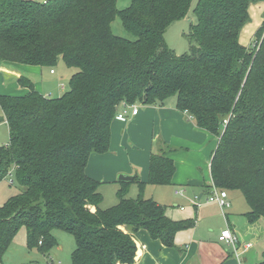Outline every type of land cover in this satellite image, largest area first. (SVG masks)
Instances as JSON below:
<instances>
[{
	"label": "trees",
	"instance_id": "16d2710c",
	"mask_svg": "<svg viewBox=\"0 0 264 264\" xmlns=\"http://www.w3.org/2000/svg\"><path fill=\"white\" fill-rule=\"evenodd\" d=\"M263 2L199 0L191 52L176 56L164 35L192 0H131L123 10L118 0H0V63L54 68L63 61L79 70L59 98L45 97L26 78L19 79L26 95H0L10 131L0 147V183L13 178L23 189L0 207V263L22 227L29 249L42 254L61 230L76 242L72 264H133L140 230L173 247L177 233L194 226L171 220L143 196L147 185L173 184L175 149L164 142L151 157L148 182L135 180L138 197L127 198L122 185L119 203L101 208V183L86 168L92 155L109 151L123 104L175 97L177 110L218 139L213 184L243 194L250 222L264 218V23L257 49L240 41L250 6ZM117 17L134 41L113 33Z\"/></svg>",
	"mask_w": 264,
	"mask_h": 264
},
{
	"label": "crops",
	"instance_id": "0c3cea01",
	"mask_svg": "<svg viewBox=\"0 0 264 264\" xmlns=\"http://www.w3.org/2000/svg\"><path fill=\"white\" fill-rule=\"evenodd\" d=\"M43 69L47 67L0 63V95H26L30 90L19 85V79L26 78L36 91L52 98L45 93L44 86L42 89L45 81L41 77L46 75ZM52 71L50 75L55 74ZM60 89L58 94L63 95L65 86H60ZM136 107L137 115L129 109V118H116L112 122L109 151L92 155L86 172L101 183L99 191L107 182L117 186V193L122 185H128L127 198H135L138 186L135 180L148 182L151 157L164 142L175 149L170 158L174 161L176 173L173 184L167 187L169 190L156 188L160 191L161 200L156 197L153 200L166 208V215L171 220H191L194 226L178 232L173 247H166L161 241L152 239L147 231L140 230L134 236L138 252L133 264H259L264 257V218L250 222L247 217L250 207L237 191L226 190L231 207L225 212L217 204L206 202L213 184L211 162L218 139L199 129L188 114L177 110L175 97L162 105L141 104ZM1 118H5L4 115ZM135 174L138 177L132 182L117 179L120 175ZM178 194L183 196L184 202L174 201ZM197 200L200 206L194 204ZM101 208H104L103 203ZM226 228L239 238L240 260L232 248L218 240ZM249 244L251 247H247Z\"/></svg>",
	"mask_w": 264,
	"mask_h": 264
},
{
	"label": "rangeland",
	"instance_id": "374dc122",
	"mask_svg": "<svg viewBox=\"0 0 264 264\" xmlns=\"http://www.w3.org/2000/svg\"><path fill=\"white\" fill-rule=\"evenodd\" d=\"M43 2L44 0H30ZM48 1V0H47ZM199 0H192L191 8L187 16L181 20H177L171 24L170 27L165 32L164 39L169 50L176 56H183L191 52V27L196 24L197 18L194 14V9L197 6ZM131 0H118L117 8L123 10L130 6ZM264 2L252 4L249 8L250 21L244 27L241 33V44L248 48H256L255 32L264 23ZM112 31L115 35L134 41L135 37L125 31L122 25L121 18L117 17L112 24ZM51 70L55 74L50 75ZM79 70L76 68H70L65 65L63 61H60L57 66L51 69H43V73L46 74L45 77H41L45 84L44 91L47 95H52V98L58 97L62 94H58L60 86H65V93L70 90V79L73 74L77 73ZM6 87V85H4ZM17 86V85H16ZM17 88V87H16ZM59 90H58V89ZM18 89V88H17ZM18 91V90H17ZM53 91V92H52ZM64 94V92H63ZM13 95L21 96L18 93ZM136 105H141V103H136ZM134 105V106H136ZM132 110L131 108H129ZM128 108L126 111V118L130 116V110ZM130 111V112H129ZM4 113L0 106V119L3 117ZM10 141V131L7 122L0 123V147L7 146ZM118 179V178H117ZM116 179V180H117ZM13 181V182H12ZM138 184V183H137ZM117 186L111 185V182L103 184L101 190L99 191L104 197L103 206L104 209L115 206L119 203ZM160 187L162 189H160ZM168 186H145L143 191V196L148 199H160V191L169 190ZM135 198L139 195V186H136ZM160 191L158 192L157 189ZM158 189V190H159ZM23 189L20 185L14 181L13 178H9L0 183V207L3 206L10 198L21 193ZM245 202V198L240 191H237ZM236 194V193H235ZM132 195V193H131ZM176 195V194H175ZM179 196V197H178ZM129 198V197H128ZM130 198V199H135ZM183 196L179 194L174 198V201H183ZM184 202V201H183ZM228 210V209H227ZM53 236L57 241V245L51 249L47 254H42L37 248L29 249L27 242V231L26 228L22 227L17 233L11 247L5 252L2 262L0 264H50L51 261L54 264H72V254L76 248V242L72 235L61 231H53ZM264 260V257H263ZM261 258V262L263 261ZM259 262V263H261Z\"/></svg>",
	"mask_w": 264,
	"mask_h": 264
},
{
	"label": "built area",
	"instance_id": "2783aa9c",
	"mask_svg": "<svg viewBox=\"0 0 264 264\" xmlns=\"http://www.w3.org/2000/svg\"><path fill=\"white\" fill-rule=\"evenodd\" d=\"M53 73V71H52ZM123 107L125 108L124 110H121L119 114L117 115V119L119 120H124L126 118V109L131 108L132 109V114L137 115L138 113V107L136 106H128L123 104ZM182 194V192H181ZM206 202L208 204L215 203L217 204L222 212H225V210L229 209L231 207V203L228 200V192L225 189H220L214 184H212L210 193L207 196ZM196 206H200L201 203L197 200L194 203ZM219 242L224 244L226 247L232 248L234 250V253L236 254V257L238 260L241 259V254L239 253V238L229 229L226 228L221 231L219 237H218ZM247 247H251L249 244ZM50 264H54L53 261L50 262ZM60 264V263H59Z\"/></svg>",
	"mask_w": 264,
	"mask_h": 264
},
{
	"label": "water",
	"instance_id": "95a60500",
	"mask_svg": "<svg viewBox=\"0 0 264 264\" xmlns=\"http://www.w3.org/2000/svg\"><path fill=\"white\" fill-rule=\"evenodd\" d=\"M3 121H5V118H1L0 119V123H2ZM138 177L137 174H135V176H125V175H120L118 180L120 182H132L134 181V179H136Z\"/></svg>",
	"mask_w": 264,
	"mask_h": 264
}]
</instances>
